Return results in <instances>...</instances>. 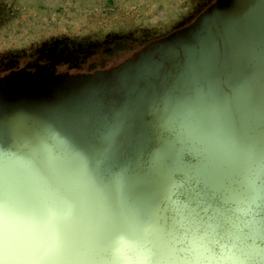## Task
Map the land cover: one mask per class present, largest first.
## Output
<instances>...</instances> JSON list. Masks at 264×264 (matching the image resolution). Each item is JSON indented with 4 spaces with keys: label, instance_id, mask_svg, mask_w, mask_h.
<instances>
[{
    "label": "rangeland",
    "instance_id": "rangeland-1",
    "mask_svg": "<svg viewBox=\"0 0 264 264\" xmlns=\"http://www.w3.org/2000/svg\"><path fill=\"white\" fill-rule=\"evenodd\" d=\"M169 69L180 76L166 89L162 124L196 110L187 126L214 146L225 132L235 145L238 126L258 142L261 133L246 130L264 104V0H0V116L22 107L38 118L81 160L82 191L130 220L117 234L97 231L96 245L141 238L158 221L165 193L145 203L132 186L142 194L153 180L142 168L158 138L172 152L150 114ZM14 150L0 129V155ZM160 153L155 167L183 177ZM235 189L241 205L262 200L247 179Z\"/></svg>",
    "mask_w": 264,
    "mask_h": 264
},
{
    "label": "water",
    "instance_id": "water-1",
    "mask_svg": "<svg viewBox=\"0 0 264 264\" xmlns=\"http://www.w3.org/2000/svg\"><path fill=\"white\" fill-rule=\"evenodd\" d=\"M179 76L166 71L150 114L173 145L167 154L183 177L155 167L158 138L160 145L145 170L153 180L142 194L131 186L145 203L159 191L165 197L158 221L138 239L94 244L91 237L97 231L117 234L130 220L114 208L97 206L102 201L82 191L81 160L67 157L38 118L26 115L22 107L0 116V129L8 130L15 146L13 153L0 155V233H23L31 239L29 264H264V104L247 122V132L261 133L258 142L243 139L238 126L235 145L230 141L234 132H225L222 144L214 146L199 127L187 126L188 120H200L196 110L168 113L169 126L157 118L161 106L169 105L164 103L169 83ZM234 146L237 159L231 160ZM243 179L260 191L257 206L239 204L232 192ZM245 246L255 250L256 258L240 259Z\"/></svg>",
    "mask_w": 264,
    "mask_h": 264
},
{
    "label": "clouds",
    "instance_id": "clouds-1",
    "mask_svg": "<svg viewBox=\"0 0 264 264\" xmlns=\"http://www.w3.org/2000/svg\"><path fill=\"white\" fill-rule=\"evenodd\" d=\"M32 241L26 234L9 236L0 233V264H29L26 259L31 250ZM256 258L255 250L245 246L241 252V260Z\"/></svg>",
    "mask_w": 264,
    "mask_h": 264
},
{
    "label": "flooded vegetation",
    "instance_id": "flooded-vegetation-1",
    "mask_svg": "<svg viewBox=\"0 0 264 264\" xmlns=\"http://www.w3.org/2000/svg\"><path fill=\"white\" fill-rule=\"evenodd\" d=\"M157 133H158L159 136L161 137V136H163V135L165 134V130H163L162 127H161L160 125H156L155 131H154V134L156 135ZM167 134H168V133H167ZM155 135H154V136H155ZM159 136H158V137H159ZM169 136H170V135H169ZM158 140H159V139H158ZM159 143H160V142H159ZM159 143H158V142H157V143L155 142V146H154V147H157L158 145H160ZM160 149H161V153L159 154V156L161 157V159L163 158V160H167L169 163H171L173 166L176 167V170H178V172L182 173V172L180 171L178 165L176 164L174 158H172L170 155H168L167 152H164L163 149H162V147H160ZM153 151H154V150H153ZM153 151H152V152H153ZM154 153H155V152H154ZM154 153L152 154L151 157H154ZM168 153H169V152H168ZM160 157H159V158H160ZM159 160H160V159H159ZM150 161H151V159H150ZM150 161H149V160L146 161L144 167L142 168L143 171H145V170L148 168V165H149V162H150ZM161 161H162V160H161Z\"/></svg>",
    "mask_w": 264,
    "mask_h": 264
}]
</instances>
